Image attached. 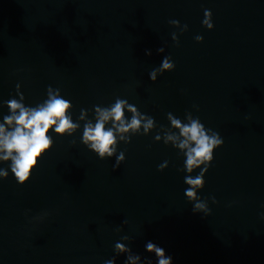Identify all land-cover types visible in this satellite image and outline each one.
I'll list each match as a JSON object with an SVG mask.
<instances>
[{
	"label": "water",
	"instance_id": "water-1",
	"mask_svg": "<svg viewBox=\"0 0 264 264\" xmlns=\"http://www.w3.org/2000/svg\"><path fill=\"white\" fill-rule=\"evenodd\" d=\"M162 55L175 68L152 82ZM17 82L27 105L59 87L78 127L51 134V150L25 184L11 173L0 180V264H103L124 234L142 257L152 240L173 264H264V0H0V120ZM116 96L156 124L117 142L125 160L114 170L115 156L99 159L81 134L95 123L93 106ZM185 111L223 139L198 189L210 214L192 212L183 152L165 143L178 132L165 114L183 121Z\"/></svg>",
	"mask_w": 264,
	"mask_h": 264
},
{
	"label": "clouds",
	"instance_id": "clouds-1",
	"mask_svg": "<svg viewBox=\"0 0 264 264\" xmlns=\"http://www.w3.org/2000/svg\"><path fill=\"white\" fill-rule=\"evenodd\" d=\"M169 23L181 33L187 31L188 26L181 25L178 20L173 19ZM201 23L208 30L214 27L211 10L204 9ZM171 38L174 43H179L176 32L171 34ZM194 39L199 43L203 41V36L198 34ZM156 51L164 54L165 48L161 46ZM145 54L151 55V51L146 49ZM174 68L171 57L162 55L159 65L148 72V78L155 82L158 76L173 71ZM20 89L21 85L17 82L15 95L3 101L7 114L0 120V163L6 167H0V180L6 179L11 173L15 181L23 185L31 178L43 156L51 150V134H71L78 125L69 115L72 103L61 94L59 87L47 86L45 97L35 105L25 104V96ZM192 107L199 111L197 105ZM93 108L96 114L95 123L89 121L84 124L81 143L101 160L115 156V170L125 160L124 150L117 151V142H129L135 135H148L149 130L155 127L156 121L153 116L141 112L134 104L120 96H116L109 106L94 105ZM165 115L169 126L178 130L166 135L165 143L171 141L173 148L183 152L182 167L186 173L183 183L187 186L183 195L192 203L193 213L210 214L211 209L199 198L198 189L204 188V177L214 159V150L222 146L223 139L217 131L206 127L192 111H185L183 121L172 112ZM81 118L83 119V115ZM126 133L130 135H125ZM155 139H160L158 133ZM167 166L168 161L165 160L157 165V170L163 171ZM196 168H199V172L193 176L191 173ZM208 198L213 204L217 203L214 196ZM261 208H264V204H261ZM48 215L47 211L44 217L34 215L29 218V223H34L37 219L41 222ZM259 216L264 220V212H260ZM121 224H127V221H121ZM116 231H122V228H117ZM130 240L129 235H121L113 244L114 255L104 260L103 264H116L117 257L120 256L124 257L122 264H173L172 256L166 254L165 249L152 240L144 242V251L149 255L143 257L132 250L129 246Z\"/></svg>",
	"mask_w": 264,
	"mask_h": 264
}]
</instances>
